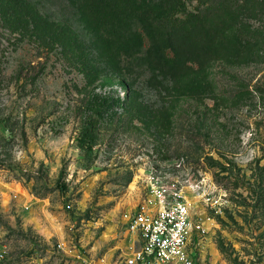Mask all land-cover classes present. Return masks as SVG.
Masks as SVG:
<instances>
[{
	"label": "rangeland",
	"instance_id": "rangeland-1",
	"mask_svg": "<svg viewBox=\"0 0 264 264\" xmlns=\"http://www.w3.org/2000/svg\"><path fill=\"white\" fill-rule=\"evenodd\" d=\"M110 1L0 0V264H128L155 183L200 225L186 264H264V5L185 0L199 46L159 69L170 0L87 19Z\"/></svg>",
	"mask_w": 264,
	"mask_h": 264
},
{
	"label": "built area",
	"instance_id": "built-area-1",
	"mask_svg": "<svg viewBox=\"0 0 264 264\" xmlns=\"http://www.w3.org/2000/svg\"><path fill=\"white\" fill-rule=\"evenodd\" d=\"M196 187L200 188L198 184ZM151 192L156 208L149 211L143 207L131 220L140 248L127 263H188L191 239L199 232L200 225L193 222L182 190L155 183Z\"/></svg>",
	"mask_w": 264,
	"mask_h": 264
},
{
	"label": "trees",
	"instance_id": "trees-1",
	"mask_svg": "<svg viewBox=\"0 0 264 264\" xmlns=\"http://www.w3.org/2000/svg\"><path fill=\"white\" fill-rule=\"evenodd\" d=\"M132 3V0H111L106 5L95 8L86 7L85 15L87 19L93 23L112 22L121 13L126 11ZM223 9L235 7L234 0H217ZM242 6L248 11H252L257 6H263L264 0H243ZM217 4H215L216 8ZM221 11V10H220ZM219 10L215 12H220ZM229 11V10H228ZM197 15L188 10L185 0H170L162 10H158L150 17L151 30V46L148 55L149 64L154 68L162 69L170 60L167 57L166 50H171L174 43L189 42V44H197V36L193 24ZM96 123L94 120H92Z\"/></svg>",
	"mask_w": 264,
	"mask_h": 264
}]
</instances>
